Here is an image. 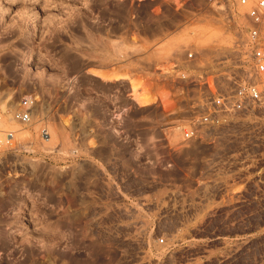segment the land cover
I'll list each match as a JSON object with an SVG mask.
<instances>
[{"label": "rangeland", "instance_id": "1", "mask_svg": "<svg viewBox=\"0 0 264 264\" xmlns=\"http://www.w3.org/2000/svg\"><path fill=\"white\" fill-rule=\"evenodd\" d=\"M254 1L0 0V264H264V195L131 76L230 45Z\"/></svg>", "mask_w": 264, "mask_h": 264}, {"label": "built area", "instance_id": "2", "mask_svg": "<svg viewBox=\"0 0 264 264\" xmlns=\"http://www.w3.org/2000/svg\"><path fill=\"white\" fill-rule=\"evenodd\" d=\"M159 1L174 6L180 2ZM246 15L245 26L233 34L230 45L205 54L185 48L131 76L143 83L136 93L154 98L144 106H158L173 116L168 125L180 143L214 145L233 170L248 176L249 189L233 194L264 195V0L254 1ZM128 83L127 96L140 105ZM33 100L31 95L22 97L11 118L29 122ZM41 135L49 138L46 129ZM12 136L11 131L5 134L7 140Z\"/></svg>", "mask_w": 264, "mask_h": 264}, {"label": "bare ground", "instance_id": "3", "mask_svg": "<svg viewBox=\"0 0 264 264\" xmlns=\"http://www.w3.org/2000/svg\"><path fill=\"white\" fill-rule=\"evenodd\" d=\"M94 72H95V71H94ZM95 73H96V74L98 73V76H99V74H100V73L98 72V70H96ZM100 75H101V74H100ZM132 83H133V82H132ZM136 87H137V84H136ZM133 89H135V88H133ZM135 92H136V90H135ZM144 95H145V94H144ZM144 95H143V94H140V95L138 94L137 99L139 98L141 102H146V99H145L146 96H144ZM139 96H140V97H139ZM147 100H148V99H147Z\"/></svg>", "mask_w": 264, "mask_h": 264}]
</instances>
